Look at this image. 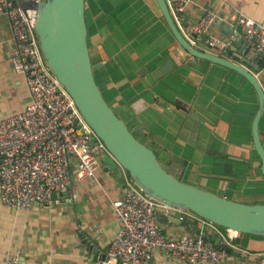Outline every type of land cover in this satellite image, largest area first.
I'll list each match as a JSON object with an SVG mask.
<instances>
[{"label": "crops", "instance_id": "1", "mask_svg": "<svg viewBox=\"0 0 264 264\" xmlns=\"http://www.w3.org/2000/svg\"><path fill=\"white\" fill-rule=\"evenodd\" d=\"M207 10L218 14L209 32L219 41L238 34L241 14L264 25V0H193L182 19L173 15L194 46L231 60L239 59L237 51H214L187 33ZM86 21L92 68L105 99L131 129L139 128L163 166L180 180L221 196L264 203L253 134L260 99L250 81L221 63L193 60L156 0H86ZM12 48L8 19L0 15V119L31 102L25 78L11 62ZM259 132L264 145V113ZM76 169L74 160L72 172ZM122 192L123 185L102 162L93 177L73 178L59 203H35L18 211L0 198V264H8L10 256L14 264H128L103 261L84 242L91 240L107 253L120 229L113 201ZM158 215L173 239L200 232L217 238L209 220L200 216L165 207ZM228 247L218 264H264V235L240 233ZM152 264L192 263L155 250Z\"/></svg>", "mask_w": 264, "mask_h": 264}, {"label": "built area", "instance_id": "2", "mask_svg": "<svg viewBox=\"0 0 264 264\" xmlns=\"http://www.w3.org/2000/svg\"><path fill=\"white\" fill-rule=\"evenodd\" d=\"M42 1L0 0V15L8 19L12 35L11 62L24 76L31 95L24 111L0 119V198L2 205L18 211L30 210L35 203H59L60 197L69 192L73 178L83 180L96 174L106 151L73 97L52 73L40 48L35 28ZM166 1L177 19L183 18L193 2ZM217 19L215 10H207L190 25L189 35L196 34L193 41L217 44L226 50L230 40L219 41L209 32ZM239 23L253 51L264 56V25L246 14L240 15ZM74 160L77 169L72 172ZM124 177L122 195L113 201L120 229L107 251L108 261L152 264L154 251L159 250L167 258L192 264L220 262L225 250L205 232L181 239L169 237L161 227L158 209L171 207L143 190L125 170ZM208 224L228 245L241 233L219 229L210 220ZM13 260L10 256L8 264H14Z\"/></svg>", "mask_w": 264, "mask_h": 264}, {"label": "water", "instance_id": "3", "mask_svg": "<svg viewBox=\"0 0 264 264\" xmlns=\"http://www.w3.org/2000/svg\"><path fill=\"white\" fill-rule=\"evenodd\" d=\"M180 45L193 56L226 65L244 75L255 87L260 108L253 125L254 143L260 156L264 174V145L260 138L259 122L264 113V56L253 51L242 26L238 34L230 38L226 51L238 52L239 60H231L194 46L178 27L166 0H156ZM36 33L40 48L52 73L75 100L83 117L106 146L101 160L124 185L126 173L146 192L171 208L184 209L192 215L210 220L224 230L231 228L241 233L264 235V203H244L205 190L180 180L160 162L156 151L142 142L105 99L94 76L86 21V0H43L37 8ZM188 33V29H187ZM190 37H196L192 33ZM208 48L220 52L219 45ZM242 63H241V62ZM243 63L250 65L253 70ZM166 73V69H163ZM78 125V133H81ZM68 195V192L65 193ZM57 195H54V198ZM164 219L174 217L161 214ZM175 220L182 222L179 219ZM88 250L97 258L108 261L107 253L100 251L91 240L85 238ZM214 242L229 250L220 238ZM117 259L111 263H117Z\"/></svg>", "mask_w": 264, "mask_h": 264}, {"label": "trees", "instance_id": "4", "mask_svg": "<svg viewBox=\"0 0 264 264\" xmlns=\"http://www.w3.org/2000/svg\"><path fill=\"white\" fill-rule=\"evenodd\" d=\"M142 142H144V143H146V141L144 140V138H143V135H142V132H137L136 134H135ZM149 147H151V148H154V146L152 145V144H150V143H146ZM208 238L209 239H211V240H214V238H213V236L211 237V236H208Z\"/></svg>", "mask_w": 264, "mask_h": 264}, {"label": "clouds", "instance_id": "5", "mask_svg": "<svg viewBox=\"0 0 264 264\" xmlns=\"http://www.w3.org/2000/svg\"><path fill=\"white\" fill-rule=\"evenodd\" d=\"M215 239V238H214ZM228 245V244H227Z\"/></svg>", "mask_w": 264, "mask_h": 264}]
</instances>
